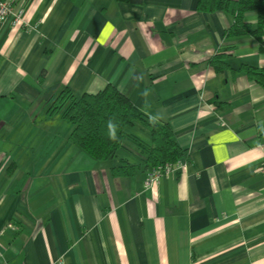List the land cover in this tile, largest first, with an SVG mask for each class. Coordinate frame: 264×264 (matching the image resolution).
<instances>
[{
  "label": "crops",
  "instance_id": "obj_1",
  "mask_svg": "<svg viewBox=\"0 0 264 264\" xmlns=\"http://www.w3.org/2000/svg\"><path fill=\"white\" fill-rule=\"evenodd\" d=\"M232 20L198 0L17 1L0 20V264H264V87L238 70L264 52ZM107 84L169 123L179 174L114 176L140 163L131 142L96 160L47 112L63 87Z\"/></svg>",
  "mask_w": 264,
  "mask_h": 264
},
{
  "label": "trees",
  "instance_id": "obj_2",
  "mask_svg": "<svg viewBox=\"0 0 264 264\" xmlns=\"http://www.w3.org/2000/svg\"><path fill=\"white\" fill-rule=\"evenodd\" d=\"M198 9L228 12L233 20L225 35L249 34L257 40L259 51L264 52V0H198ZM252 10L256 11L254 25L245 18V13ZM208 62L219 71L229 67L222 50L210 57ZM238 70L264 87V68L241 64ZM43 77L44 72L39 76L40 82ZM47 112L59 113L71 124L69 139L96 160L114 157L125 142H131L141 161L136 163L128 158L120 159L117 165L110 167L114 176H131L141 165L145 170L160 167L165 173L167 166L174 168L178 162L189 160L188 149L177 142L169 123L146 116L112 84H107L96 93L80 95L63 87L51 100ZM136 123L147 128L149 142L128 131ZM261 136L264 138V128ZM176 172L179 174V170Z\"/></svg>",
  "mask_w": 264,
  "mask_h": 264
},
{
  "label": "built area",
  "instance_id": "obj_3",
  "mask_svg": "<svg viewBox=\"0 0 264 264\" xmlns=\"http://www.w3.org/2000/svg\"><path fill=\"white\" fill-rule=\"evenodd\" d=\"M17 1L18 0H0V20L5 19L10 13H12ZM183 164L184 162H178L174 168L167 166L165 169V173L169 171H176L180 169ZM262 172L264 174V165L262 167ZM165 173H163L160 167L148 170L146 174L145 185L147 187L150 186L153 182L158 180L161 175Z\"/></svg>",
  "mask_w": 264,
  "mask_h": 264
},
{
  "label": "rangeland",
  "instance_id": "obj_4",
  "mask_svg": "<svg viewBox=\"0 0 264 264\" xmlns=\"http://www.w3.org/2000/svg\"><path fill=\"white\" fill-rule=\"evenodd\" d=\"M134 130H136V128H135ZM139 135H140V136H143V135L141 134V132L139 133Z\"/></svg>",
  "mask_w": 264,
  "mask_h": 264
},
{
  "label": "clouds",
  "instance_id": "obj_5",
  "mask_svg": "<svg viewBox=\"0 0 264 264\" xmlns=\"http://www.w3.org/2000/svg\"><path fill=\"white\" fill-rule=\"evenodd\" d=\"M112 125L110 124L109 127H111Z\"/></svg>",
  "mask_w": 264,
  "mask_h": 264
}]
</instances>
